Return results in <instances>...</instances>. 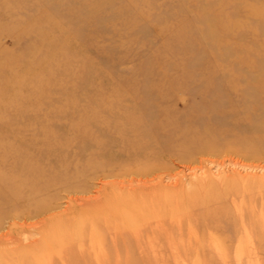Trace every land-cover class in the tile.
<instances>
[{
  "label": "rangeland",
  "instance_id": "rangeland-1",
  "mask_svg": "<svg viewBox=\"0 0 264 264\" xmlns=\"http://www.w3.org/2000/svg\"><path fill=\"white\" fill-rule=\"evenodd\" d=\"M130 1L0 0V183L16 186L27 171L41 186L49 171L64 168L69 181L57 183H73L84 164L87 174L130 155L161 167L157 176L180 173L186 194L194 193L173 243L162 236L138 245L124 235L117 262L114 236L104 233L94 246L105 261H96L85 239L83 256L70 264H264V188L250 176H264V112L244 104L264 80V0ZM213 7L219 10L206 13ZM218 19L226 26H215ZM236 30L245 40L228 35ZM238 40L259 53L242 66ZM226 86L231 102L217 103ZM204 88L216 93L206 105L193 92ZM101 178L88 186L98 188ZM10 218L1 225L0 252L12 254L1 264H20Z\"/></svg>",
  "mask_w": 264,
  "mask_h": 264
},
{
  "label": "bare ground",
  "instance_id": "bare-ground-1",
  "mask_svg": "<svg viewBox=\"0 0 264 264\" xmlns=\"http://www.w3.org/2000/svg\"><path fill=\"white\" fill-rule=\"evenodd\" d=\"M222 2L220 4H223ZM216 7L206 9V13L218 11L219 9H214ZM146 8L148 9V7ZM161 8L163 7L160 6ZM244 8L250 9L248 5L244 6ZM239 19L242 20L241 17ZM229 20L231 19L228 18L226 21L228 22ZM217 21L215 26H226L222 23L224 22L222 19ZM232 22L235 24L238 21L234 20ZM239 23L236 24L237 30ZM244 25L247 26L246 24ZM240 28L243 29L242 26ZM249 29L251 28L249 27ZM237 30L235 32L231 31L228 35L239 37L241 41L244 39V33H239ZM246 30H248L247 27ZM253 38L257 39L255 36ZM239 40L236 42L239 53H241L238 59L240 60L238 66H242L244 63H248L247 60L250 57V53L254 54V56L259 55V53L248 48V46H243V42L246 43V41L240 43ZM222 42H226L227 47L231 48L235 45V41L232 39H226ZM259 47L264 53V45L260 44ZM254 85H258L260 89L253 92V99L244 104L250 103L252 105L251 110L255 109L256 111L264 112V80H258ZM213 91L212 88H204L193 92L199 96V101L203 100V104L206 105L208 99H214L216 93ZM225 92L223 95H216L217 103L221 99L225 100L224 103L231 102L229 98L231 91L227 86L225 87ZM188 94L190 95L189 92ZM244 98L243 91L238 93L237 99L239 101ZM263 117L264 114L262 113L261 118ZM76 132V129H72L69 131V135L73 138H78ZM82 167L86 168L87 171L90 169L89 163L82 165ZM80 168L76 169L73 183H62L61 181L59 184L57 183L62 177L69 181V172L65 168L57 173L49 171L44 178L45 184L41 186L36 185L37 179H33V174L28 176L27 171L22 173L26 177H22L20 183L16 186L14 185L15 183L13 185L7 183L6 179L0 183V229L3 220L16 216V225L19 231V236L17 237L19 245L16 247V256L22 264H26L27 261L30 262V259L35 264H54L56 261L62 264L65 262L70 264L74 258L76 259L77 255H80L79 257L83 256L82 253L84 251L82 250L85 239H87L88 246L92 249L96 261H105L106 254L100 250L99 246L98 249L94 246V243H97L104 233L114 236L113 245L116 248L117 262L120 260L118 259L119 253L117 252L116 242L119 237L123 238L124 235L130 237L138 245L143 238H146L145 240L151 238L155 241L162 236L170 239L171 243H173L171 239L174 237L171 236V231L177 224L182 208L195 198L194 193L186 194L184 191V182L182 183L178 178L180 173L157 176L155 174L162 169L161 167H148L145 163L131 160L130 155H126L123 161L116 164H101L98 169L96 166L95 171L87 172V174H82L84 171ZM258 169L264 172V166H260ZM184 170L188 171L187 173L190 176L198 175L196 168H185ZM96 174L102 177L98 183L99 187L88 186L87 181ZM250 176L254 179L255 184L253 185L257 189L264 188L263 175L258 177L255 173L254 175L250 174ZM16 187L19 189L16 190ZM15 205L16 213L11 212ZM258 226H256V231L261 232L260 229L262 228H260V225ZM244 231L247 234L248 230L246 227ZM3 239L4 237L1 236L0 243H3ZM125 240H123L124 251L129 254L131 250L128 247V238ZM4 242H6L5 239ZM142 243L145 244L146 242L143 241ZM133 249L132 253H134ZM9 252L12 254V251ZM9 252H0V264L1 256ZM129 261L127 260L126 263L128 264Z\"/></svg>",
  "mask_w": 264,
  "mask_h": 264
}]
</instances>
